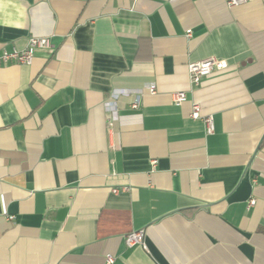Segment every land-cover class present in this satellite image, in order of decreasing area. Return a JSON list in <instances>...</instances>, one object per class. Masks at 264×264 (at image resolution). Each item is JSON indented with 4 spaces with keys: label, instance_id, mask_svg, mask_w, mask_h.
Listing matches in <instances>:
<instances>
[{
    "label": "crops",
    "instance_id": "1",
    "mask_svg": "<svg viewBox=\"0 0 264 264\" xmlns=\"http://www.w3.org/2000/svg\"><path fill=\"white\" fill-rule=\"evenodd\" d=\"M228 1L0 0V54L51 44L0 68V264H264V0Z\"/></svg>",
    "mask_w": 264,
    "mask_h": 264
},
{
    "label": "built area",
    "instance_id": "2",
    "mask_svg": "<svg viewBox=\"0 0 264 264\" xmlns=\"http://www.w3.org/2000/svg\"><path fill=\"white\" fill-rule=\"evenodd\" d=\"M247 0H229L228 6L230 8L242 5ZM50 40L48 38L31 37L29 39L28 47L25 50L3 51L0 54V68L12 63H18L25 66H31L34 61V51L37 49L50 48ZM228 63L225 60H220L215 57H211L200 62L191 63L188 66L190 82L193 86H199L201 82L216 72H222L228 69ZM150 94H156V87L154 85L147 87ZM173 102L175 104H182L187 101L186 94L184 92H177L172 95ZM139 100L132 104V108H138ZM191 118L194 120H202L206 126L208 134H213L215 131L214 120L212 116H202L201 107L198 104H194L192 107ZM128 188H121L113 190V193L127 192ZM255 204V200L249 201V207ZM126 245L129 248L144 246V231L140 230L132 232L126 237ZM114 259L112 257L107 258V264H112Z\"/></svg>",
    "mask_w": 264,
    "mask_h": 264
}]
</instances>
